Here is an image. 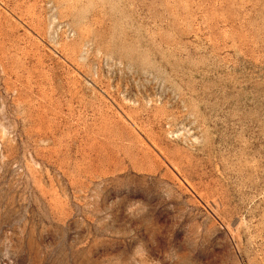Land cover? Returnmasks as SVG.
Segmentation results:
<instances>
[{
    "label": "rangeland",
    "instance_id": "rangeland-1",
    "mask_svg": "<svg viewBox=\"0 0 264 264\" xmlns=\"http://www.w3.org/2000/svg\"><path fill=\"white\" fill-rule=\"evenodd\" d=\"M0 264H264V0H0Z\"/></svg>",
    "mask_w": 264,
    "mask_h": 264
}]
</instances>
